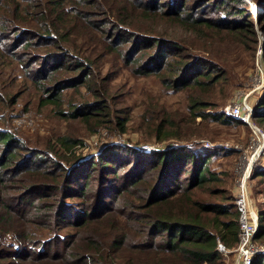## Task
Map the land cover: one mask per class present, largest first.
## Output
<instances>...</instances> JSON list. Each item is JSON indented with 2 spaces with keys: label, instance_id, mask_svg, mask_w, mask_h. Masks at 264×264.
<instances>
[{
  "label": "trees",
  "instance_id": "1",
  "mask_svg": "<svg viewBox=\"0 0 264 264\" xmlns=\"http://www.w3.org/2000/svg\"><path fill=\"white\" fill-rule=\"evenodd\" d=\"M244 7L243 0H0L1 54L15 58L40 92V105H51L61 119L80 120L89 133L97 128L119 135L127 132L131 121L128 107L121 92L110 85L118 69L127 70L136 78H155L165 93L187 92L186 110L177 119L164 110L159 116L160 111L149 107L141 115L150 137L141 135L147 140L152 137L161 144L160 148L139 154L136 159L121 153L125 157L123 165L128 163L121 172V166L112 168L106 161H92L89 166L94 171L82 177L76 192L71 176L82 162L74 152L81 140L67 135L57 138L58 154L53 158L51 147L42 151L27 148L13 132L0 129V238L13 233L20 246L33 249L39 243L50 247V239L33 236L41 231V203L50 202L45 206L47 211L60 202L63 207L65 202L58 195L70 201L73 196L79 197L77 209H83L78 210L75 222L70 221L72 226L109 217L94 236L61 250L63 264H77L78 260L110 264L114 259L122 264H219L222 254L218 244L226 251L236 248L238 213L233 204L224 205L227 198H215L221 194L218 187L222 172L209 167V156L192 152L188 145L174 147L169 143L191 139L195 128L189 125L197 118L236 122L215 111H206L212 106L207 94L220 83L224 72L206 57L213 67H198V55L157 33L154 27L186 29L210 43L214 38L208 33L223 34L224 41L247 39L254 47L255 26L264 34V1L263 12L254 20L243 18ZM226 17L234 20L226 22ZM95 57L108 59L114 71L102 76L96 69ZM40 60L44 64L39 65ZM67 89L78 94L76 101L64 102ZM255 109L254 120L264 124V95ZM184 130L188 131L187 136H182ZM95 157L101 160V155L91 158ZM95 166L100 168L98 202L86 207L95 190L88 183L90 175L97 171ZM110 172L112 177L107 178ZM256 176L264 182V168ZM11 200H18L30 210L22 205L16 207ZM17 213L20 214L12 218ZM258 215L259 228L254 239L264 236V216L260 212ZM50 228L42 225V230ZM140 248L152 249L149 252L153 256L137 259L127 254ZM19 252L0 250L6 255L0 260L22 259L19 256L24 255ZM45 253L50 254L46 251L23 258L28 264H42ZM252 264H264V255L255 256Z\"/></svg>",
  "mask_w": 264,
  "mask_h": 264
},
{
  "label": "rangeland",
  "instance_id": "2",
  "mask_svg": "<svg viewBox=\"0 0 264 264\" xmlns=\"http://www.w3.org/2000/svg\"><path fill=\"white\" fill-rule=\"evenodd\" d=\"M246 4L244 7L243 18L249 16V20L253 19V11H258L257 15L262 11V3L264 0H243ZM254 9V10H253ZM263 12V11H262ZM232 17H226L225 21L230 22ZM234 20V18H232ZM256 19V18H255ZM161 20V19H159ZM254 20V19H253ZM32 24V23H31ZM156 32L169 38L170 41H178L183 46L188 48L194 55H198L195 63L200 68L213 67V64H217V69H222L224 72L223 79L218 83L210 93L207 94L210 98V104L212 106L206 109L215 111L218 114L223 115L224 110L240 100L245 102L251 109L250 124L257 126L264 131V124H258L254 120V112L258 106L261 97L264 95V79L261 86L258 87L256 82L258 75L256 74V64L259 60L264 58V34L255 26L256 32V44L253 47L251 43L244 40V42H236L231 38L228 41H224L223 34H210L214 40L212 43L206 41L205 38H200L186 29H180L173 26L157 25L154 27ZM142 35V34H141ZM227 38V37H226ZM11 39V38H10ZM7 42H9V40ZM13 39H16L13 37ZM14 48V47H13ZM258 48L261 50V54L258 57ZM12 50V49H11ZM13 52V51H12ZM0 52V129H7L13 132L21 140L24 141L27 148L36 150H47L51 147V155L53 158L57 157L56 154L59 145L56 144L57 138L61 136H69L81 140L80 145H76L74 152L80 156V164L76 165V170L72 174L71 178L74 180L75 185L73 191H77L84 175L89 171H94L89 166L93 161L94 164L102 163L106 161L108 167L121 168L119 172L126 169L127 164H124V158L122 154H127L130 158L136 159L139 154H149L153 150L160 148L161 144L155 143L153 138L150 140L145 139V136H149L146 133V126L144 120L141 119L146 107L159 112V116L162 115L164 110L170 114L173 118L177 119V116L183 114L186 110L187 99L186 91L165 93L158 80L153 77L136 78L133 77L127 70L118 69L115 76H112L110 85L114 86L121 95L124 96V104L128 107V111L131 117V121L127 125V132L123 135L118 133H110L104 128H97L96 132L89 133L87 125L78 119H61L54 114L51 105L42 106L39 104L40 92L35 89L34 85L24 75L22 68L17 64L16 60L12 56L1 54ZM18 53V52H17ZM88 53V52H87ZM86 53V54H87ZM211 59L210 62L208 59ZM108 59L97 60L95 57L96 69L101 72L102 76L108 75L114 71L110 66ZM46 62V61H45ZM39 65L44 64V61H38ZM262 64V63H261ZM36 67V66H35ZM264 77V63L261 66ZM39 70V67L36 68ZM259 84V81H258ZM80 91L83 92V88L80 87ZM64 102H74L78 99V94L73 93L71 89H67L63 94ZM120 101V98H118ZM124 105V106H125ZM187 119V118H186ZM192 129L195 128V132L190 135L191 139L186 141H171L169 142L174 147L186 146L190 148L192 152L202 154L203 156H209V167L221 173L222 184L218 187L221 194H218L215 198H228L231 201H224V205L234 206V199L236 197V182L239 177V167L243 158L248 154V148L253 143L252 127H249L244 122H231V123H219L211 120H201L197 118L194 124L189 125ZM184 130L182 136H187ZM150 137V136H149ZM188 138V137H187ZM157 144V145H155ZM225 146V147H224ZM107 149H104L106 148ZM132 150L135 156H133ZM101 155V160L96 157ZM51 164V163H50ZM88 164V166H87ZM123 165V166H122ZM74 168V169H75ZM264 168V151H262L252 166V175L248 180V190L251 199V204L257 213H262L264 216V182L261 178L256 176V172ZM87 169V171H85ZM97 170L88 178L90 186L95 188L93 195L87 201L86 207L97 204L98 198L96 196L99 182V167L95 166ZM120 175V174H119ZM116 181L118 182V176ZM112 177L107 174V178ZM261 181V183H260ZM15 191H11L13 194ZM65 194L66 191H58V194ZM57 197L60 201H63V207L60 208L62 202L58 203L52 211L46 210L45 206L50 202L41 203L42 212L41 217L38 218L40 223L37 236H33L35 239H50L53 243L50 247L41 246L36 243L31 247L20 246L18 236H14L13 233H8L6 236L0 238V250L16 253L19 252L22 255L29 254L31 256L35 254H42L44 252L42 264H63L65 260L62 256H59L61 250H65L66 246H76L81 240L87 236H94V232H99L107 224L109 217L103 219H95L87 224L70 225V221L75 222L78 210L77 202L79 197L73 196L70 201L67 197L61 199V196ZM80 201V200H79ZM219 201V200H218ZM16 207L21 205L28 209L27 205L21 204L18 200L12 201ZM217 203V202H216ZM219 204V203H217ZM22 210V209H21ZM0 208V212H1ZM63 211V212H62ZM30 212V211H27ZM61 212V216H53V213L58 214ZM23 213V211H21ZM17 214H12V218ZM26 214V213H25ZM66 216L68 219L63 218ZM17 222V221H16ZM50 225V229L42 230V225ZM46 234V235H44ZM9 243H6V242ZM75 241V244H73ZM254 243L257 246L264 248V236L260 239H254ZM65 244V246H64ZM67 244V245H66ZM14 246V247H13ZM21 250H16L18 247ZM149 251L152 249L140 248L136 252H128V255H133L137 259H147L152 255ZM219 251V250H218ZM222 254V259L219 264H238L236 255V248L231 251L222 250L219 251ZM4 255V254H3ZM0 254V257H3ZM52 255V257H49ZM6 256V255H4ZM24 256H19L22 259H4L0 260V264H28ZM258 256V255H256ZM77 264H88L86 261ZM110 264H122L119 259H114Z\"/></svg>",
  "mask_w": 264,
  "mask_h": 264
},
{
  "label": "built area",
  "instance_id": "3",
  "mask_svg": "<svg viewBox=\"0 0 264 264\" xmlns=\"http://www.w3.org/2000/svg\"><path fill=\"white\" fill-rule=\"evenodd\" d=\"M261 54L260 48H258L257 56ZM262 64L259 60L257 62L256 74L258 80L257 86L260 87L264 79ZM259 81V84H258ZM251 109L243 101L234 103L227 107L223 115L232 121L244 122L249 127H252L253 143L248 148V154L243 158L239 167V177L236 182V197L234 199L235 210L238 213V244L236 247V255L238 264H252V261L256 255L263 254L264 248L257 246L254 243V236L259 228V215L254 210L251 204V199L248 190V180L252 175V166L259 154L264 151V131L257 126L250 124ZM225 147V146H224ZM219 251L224 250L223 247L218 244Z\"/></svg>",
  "mask_w": 264,
  "mask_h": 264
},
{
  "label": "bare ground",
  "instance_id": "4",
  "mask_svg": "<svg viewBox=\"0 0 264 264\" xmlns=\"http://www.w3.org/2000/svg\"><path fill=\"white\" fill-rule=\"evenodd\" d=\"M257 13H258V11H253V16H254L253 19H255L258 16Z\"/></svg>",
  "mask_w": 264,
  "mask_h": 264
}]
</instances>
